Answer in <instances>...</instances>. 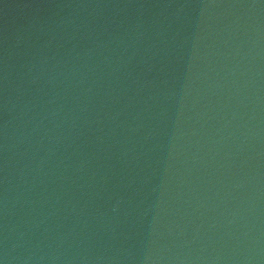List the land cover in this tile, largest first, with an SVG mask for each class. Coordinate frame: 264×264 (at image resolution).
Listing matches in <instances>:
<instances>
[{
  "label": "water",
  "instance_id": "1",
  "mask_svg": "<svg viewBox=\"0 0 264 264\" xmlns=\"http://www.w3.org/2000/svg\"><path fill=\"white\" fill-rule=\"evenodd\" d=\"M0 264H264V0H0Z\"/></svg>",
  "mask_w": 264,
  "mask_h": 264
}]
</instances>
